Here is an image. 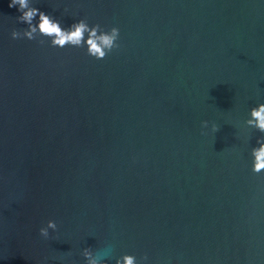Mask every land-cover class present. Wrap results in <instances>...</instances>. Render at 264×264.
Wrapping results in <instances>:
<instances>
[{
	"label": "water",
	"instance_id": "water-1",
	"mask_svg": "<svg viewBox=\"0 0 264 264\" xmlns=\"http://www.w3.org/2000/svg\"><path fill=\"white\" fill-rule=\"evenodd\" d=\"M10 2L0 264H85V248L102 264H264V171L251 156L264 133L245 124L264 103V0H30L64 28L118 27L102 60L12 39L27 25Z\"/></svg>",
	"mask_w": 264,
	"mask_h": 264
},
{
	"label": "clouds",
	"instance_id": "clouds-1",
	"mask_svg": "<svg viewBox=\"0 0 264 264\" xmlns=\"http://www.w3.org/2000/svg\"><path fill=\"white\" fill-rule=\"evenodd\" d=\"M17 5L19 6L18 11L21 12V15L17 17V21L26 24L27 28L22 31L14 29L11 32V37L14 40L26 38L31 41L37 39V35H39L48 38L51 47L61 49L65 47H86V54L96 60L104 59L114 49L119 48L117 43L120 34L118 27H112L110 30L105 31L100 24L89 25L85 19H81L71 24L70 27L64 28L58 20L38 8L30 6V0H11L9 3L10 8ZM39 43L43 44L45 40L40 39ZM249 115L250 118L245 121V124L264 133V103L253 107ZM202 124L203 127H207L208 122L204 121ZM212 128L213 131H218L215 124ZM257 143L259 147H254L251 151L253 157L252 172L255 174L264 171V142L258 140ZM49 229H57L55 221L49 220L46 227L39 229V234L47 239ZM82 255L85 258V264H102V261L107 258V255L94 253L90 248H85ZM142 260L147 261V255L143 256ZM115 264H137V258L134 255L125 254L117 258Z\"/></svg>",
	"mask_w": 264,
	"mask_h": 264
}]
</instances>
